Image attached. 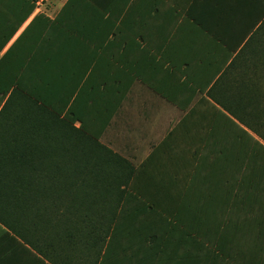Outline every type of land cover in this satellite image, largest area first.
<instances>
[{"label":"crops","instance_id":"crops-1","mask_svg":"<svg viewBox=\"0 0 264 264\" xmlns=\"http://www.w3.org/2000/svg\"><path fill=\"white\" fill-rule=\"evenodd\" d=\"M14 13L0 6L1 24L10 16L12 28ZM59 14V68L67 87L74 74L70 88L85 90L79 121L113 113L100 141L130 162V199L172 211L223 202L243 129L260 139L242 121L243 107L264 105V0H38L0 56L32 21L28 39L50 37ZM119 90L127 92L115 112ZM113 248L111 264L144 257L140 243ZM51 249L0 227V264H63Z\"/></svg>","mask_w":264,"mask_h":264},{"label":"trees","instance_id":"trees-1","mask_svg":"<svg viewBox=\"0 0 264 264\" xmlns=\"http://www.w3.org/2000/svg\"><path fill=\"white\" fill-rule=\"evenodd\" d=\"M37 1L0 0L15 12L12 28L10 16L0 22V54ZM62 17L50 19L45 40L27 38L32 21L0 56V227L59 249L63 264H111L114 244L127 243L144 245L141 264H264V105L243 107L244 128L260 139L243 129L223 202L184 201L172 211L133 201L130 162L100 141L113 113L79 121L85 90L70 88L74 74L67 87L59 68ZM126 92L116 91L115 112Z\"/></svg>","mask_w":264,"mask_h":264},{"label":"built area","instance_id":"built-area-1","mask_svg":"<svg viewBox=\"0 0 264 264\" xmlns=\"http://www.w3.org/2000/svg\"><path fill=\"white\" fill-rule=\"evenodd\" d=\"M45 1H51V0H45Z\"/></svg>","mask_w":264,"mask_h":264}]
</instances>
